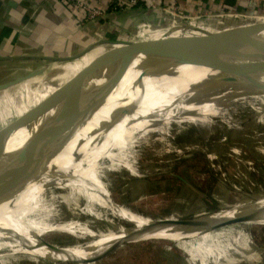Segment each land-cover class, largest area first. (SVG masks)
I'll use <instances>...</instances> for the list:
<instances>
[{
    "label": "bare ground",
    "instance_id": "1",
    "mask_svg": "<svg viewBox=\"0 0 264 264\" xmlns=\"http://www.w3.org/2000/svg\"><path fill=\"white\" fill-rule=\"evenodd\" d=\"M213 40L207 38L198 42L184 49L185 53L204 59L220 57L209 50ZM29 88L23 86L16 95L27 93ZM49 88L51 94L58 89L51 88V85ZM69 94L39 113L32 124L16 130L0 143V167L29 163V159L44 151L49 139L47 137L54 130ZM45 99H38L36 105ZM257 101L264 102V50L257 52L251 59L243 60L239 66L220 73L188 65L152 67L144 61L130 65L124 78L116 85L106 76L93 80L73 105V115L66 124L68 129L61 139L60 148L31 171L0 174V243L4 242L14 251V255L23 253L53 260L61 257L84 260L92 256L87 251L93 247L109 246L125 236L126 243H136L150 238L179 241L203 235L198 234L200 227L135 230L127 233L128 230L120 226L113 234L101 235L82 246H53L43 239L45 235L56 231L79 239L91 235L89 230L76 222L60 220L56 205L64 204L72 210V206L79 207L80 199L103 206L101 217L109 213L138 227L150 223L148 218L111 201L110 190L105 183L106 171H113L120 166L132 171L126 160L136 159L140 152L136 147L151 131L156 130L159 121L170 120L177 114H182L179 116L182 120H188L196 113L206 111L212 115H224L225 111L244 102H250L256 108ZM232 102L235 103L228 104ZM124 108L130 111L113 121ZM261 108L257 107L259 113L264 111V107ZM226 121L233 120L229 117ZM152 123L154 127L149 126ZM145 127L149 129L145 130ZM142 128H145V132L136 135ZM103 158L110 159V164H102ZM51 188L62 191L52 201L46 196ZM259 211H264V196L214 213L209 222L216 224ZM84 212L97 214L91 209H84ZM255 223L264 225V220L252 224Z\"/></svg>",
    "mask_w": 264,
    "mask_h": 264
},
{
    "label": "rangeland",
    "instance_id": "2",
    "mask_svg": "<svg viewBox=\"0 0 264 264\" xmlns=\"http://www.w3.org/2000/svg\"><path fill=\"white\" fill-rule=\"evenodd\" d=\"M32 83L47 84L40 79ZM49 90L43 98L51 95ZM37 98L29 93L15 95L11 113L26 114V109L28 112L38 106ZM250 102L238 104L224 115L206 111L182 120V114H177L157 122L156 130L136 147L140 151L136 159L125 161L132 171L124 166L106 171L105 183L114 202L149 220L188 219L210 216L264 196V111L259 113L257 109L263 108L264 102L257 101L256 108ZM229 117L233 121H226ZM145 128L136 135L149 129ZM110 162L103 158L101 163ZM60 192L51 188L46 196L52 201ZM56 206L60 220L76 222L91 235L79 239L65 232H52L43 239L53 245L82 246L101 235L113 234L120 226H133L109 213L101 217L104 207L85 199H80L79 207L72 206V210L64 204ZM84 209L97 214L90 215ZM244 225H230L179 241L150 238L122 242L91 262L67 261L64 257L56 260L62 262H54L37 254L14 255L1 242L0 264H264V225ZM107 247H93L87 252L93 255Z\"/></svg>",
    "mask_w": 264,
    "mask_h": 264
},
{
    "label": "crops",
    "instance_id": "3",
    "mask_svg": "<svg viewBox=\"0 0 264 264\" xmlns=\"http://www.w3.org/2000/svg\"><path fill=\"white\" fill-rule=\"evenodd\" d=\"M1 2L0 131L24 115L11 113L13 97L23 86H29L27 93L40 101L50 85L59 84V89L98 64L118 65L112 53L126 43L197 38L205 31L234 29L264 17V0H164L159 5L145 1L127 14L110 13L84 25L80 12L60 0ZM104 2L92 0L91 4ZM174 4L179 7L176 19L167 11ZM144 61L147 56L142 54L130 60L131 65ZM39 79L47 84L32 83ZM93 80L86 83L91 85Z\"/></svg>",
    "mask_w": 264,
    "mask_h": 264
},
{
    "label": "water",
    "instance_id": "4",
    "mask_svg": "<svg viewBox=\"0 0 264 264\" xmlns=\"http://www.w3.org/2000/svg\"><path fill=\"white\" fill-rule=\"evenodd\" d=\"M0 3L1 0H0ZM132 11V10H131ZM130 11L119 13L120 15L127 14ZM263 32V33H261ZM258 33L257 35H254ZM205 35L197 38H184V39H169L160 40L155 42H129L126 43L122 49L114 51L112 53V61H119V64H98L92 66L88 69L83 70L75 77H73L68 83L57 89L52 93L47 99L42 101L38 106L34 107L18 120L10 124L8 127L0 131V143L6 140L11 133L19 130L21 128L27 127L32 124L38 117L39 113L47 110L51 106L60 102L65 98L66 95L69 96L67 101L60 112L55 127L53 128L51 135L47 138V144L44 151H40L31 159L29 163H23L19 166L9 164L7 166L0 167V174L4 173H15L24 174L28 171L36 168L40 163L49 159L61 146L62 137L65 135L67 122L71 119L73 115V105L80 99L83 95L84 89L88 87L90 83H86L90 79L98 80L103 77H108L113 80V84L120 83L128 72L131 62L130 60L139 54L147 56V62L152 67L158 66H195L210 69L213 72H224L229 69L235 68L241 64L245 59H251L255 57L257 52L264 50V21H256L250 25L240 26L234 29H228L217 33H210L205 31ZM207 38H213L211 41V46L209 48L211 54H219L217 57L212 58H199L194 57L185 53L186 48L206 40ZM130 111L129 108H124L119 111L118 115L113 119L117 121L120 116L127 114ZM112 202L114 200L110 198ZM211 216V215H210ZM210 216L188 218V219H162V220H151L150 223L138 227L133 224V226L126 228L127 233L135 230H184L190 228H201L198 234H205L212 232L214 230L236 224H248L257 221L264 220V211H259L256 213H249L240 216H236L219 223L213 224L209 222ZM126 236L122 239H117L111 243L105 250L100 253L93 254L87 259H75L67 261H78V262H91L100 257H102L107 252L111 251L118 244L125 241ZM45 243L50 244L44 240ZM52 245V244H51ZM55 246V245H53ZM54 262L56 261L47 258Z\"/></svg>",
    "mask_w": 264,
    "mask_h": 264
},
{
    "label": "built area",
    "instance_id": "5",
    "mask_svg": "<svg viewBox=\"0 0 264 264\" xmlns=\"http://www.w3.org/2000/svg\"><path fill=\"white\" fill-rule=\"evenodd\" d=\"M65 6L76 9L80 12V21L82 24L94 23L105 19L110 13L119 14L131 11L140 3L145 1L154 5L162 4L164 0H107L103 5H92V0H60ZM172 17L176 19L179 14L178 5H170L168 10ZM257 21H264V17Z\"/></svg>",
    "mask_w": 264,
    "mask_h": 264
},
{
    "label": "trees",
    "instance_id": "6",
    "mask_svg": "<svg viewBox=\"0 0 264 264\" xmlns=\"http://www.w3.org/2000/svg\"><path fill=\"white\" fill-rule=\"evenodd\" d=\"M201 245V244H200ZM199 248V247H198Z\"/></svg>",
    "mask_w": 264,
    "mask_h": 264
}]
</instances>
